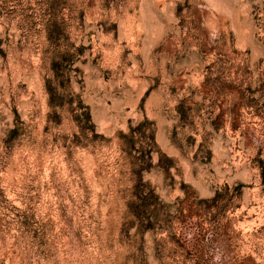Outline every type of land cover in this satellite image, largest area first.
Here are the masks:
<instances>
[{
	"label": "rangeland",
	"instance_id": "374dc122",
	"mask_svg": "<svg viewBox=\"0 0 264 264\" xmlns=\"http://www.w3.org/2000/svg\"><path fill=\"white\" fill-rule=\"evenodd\" d=\"M0 264H264V0H0Z\"/></svg>",
	"mask_w": 264,
	"mask_h": 264
}]
</instances>
